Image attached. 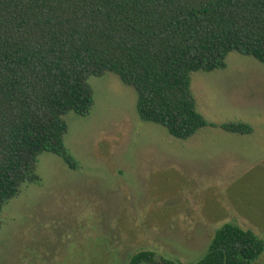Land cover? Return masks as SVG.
I'll use <instances>...</instances> for the list:
<instances>
[{
    "label": "rangeland",
    "instance_id": "374dc122",
    "mask_svg": "<svg viewBox=\"0 0 264 264\" xmlns=\"http://www.w3.org/2000/svg\"><path fill=\"white\" fill-rule=\"evenodd\" d=\"M227 66L192 74L197 106L218 124L188 139L142 120L138 92L114 72L92 76L95 102L70 111L65 136L80 163L39 156L40 181L3 208L0 264H128L140 250L195 262L234 222L264 240V62L232 51ZM251 264H264V252Z\"/></svg>",
    "mask_w": 264,
    "mask_h": 264
},
{
    "label": "trees",
    "instance_id": "16d2710c",
    "mask_svg": "<svg viewBox=\"0 0 264 264\" xmlns=\"http://www.w3.org/2000/svg\"><path fill=\"white\" fill-rule=\"evenodd\" d=\"M232 51L264 62V0H0V228L6 203L40 181L43 152L80 167L65 116L91 113L92 76L116 73L137 90L140 118L176 138L206 126L252 134L245 121L207 120L192 89L193 72L225 68ZM263 252L254 230L228 222L197 261H164L251 264ZM155 256L140 250L128 264Z\"/></svg>",
    "mask_w": 264,
    "mask_h": 264
}]
</instances>
